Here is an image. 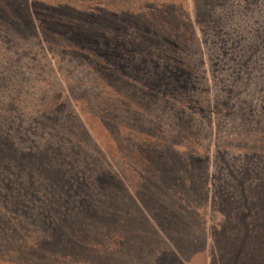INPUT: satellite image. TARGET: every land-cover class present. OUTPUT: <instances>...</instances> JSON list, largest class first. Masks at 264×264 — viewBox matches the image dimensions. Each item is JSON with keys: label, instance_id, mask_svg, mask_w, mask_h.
Instances as JSON below:
<instances>
[{"label": "rangeland", "instance_id": "374dc122", "mask_svg": "<svg viewBox=\"0 0 264 264\" xmlns=\"http://www.w3.org/2000/svg\"><path fill=\"white\" fill-rule=\"evenodd\" d=\"M167 1L0 0L6 19L35 23L0 20V135L38 132L60 145L71 177L90 179L97 215L54 234L62 215L46 209L39 176L36 199L22 198L28 216L0 197V264H264V0H216L215 34L201 0ZM164 5L189 19L204 62L184 96L153 83L169 59L154 47L123 53L127 37L102 15ZM77 26L101 48L79 45ZM250 51L244 66L232 58Z\"/></svg>", "mask_w": 264, "mask_h": 264}, {"label": "trees", "instance_id": "16d2710c", "mask_svg": "<svg viewBox=\"0 0 264 264\" xmlns=\"http://www.w3.org/2000/svg\"><path fill=\"white\" fill-rule=\"evenodd\" d=\"M134 1L140 3L139 1L141 0ZM201 1L200 19L206 23L208 30H212L215 34V31L219 30L222 25L221 19L210 12V7L216 0ZM170 2L181 1L168 0L166 4L169 5ZM170 7L173 8V3H170ZM170 7L165 5L158 6L157 11L151 12L152 16L151 14L136 15L137 8L133 6L111 14L103 12L102 15H104L103 18L107 20L108 27L110 26L111 30L127 37L126 40L121 37L123 47H120L123 53L131 54L134 49L135 51H143L154 47L158 53L161 52V56L169 59V62H166V66L163 67L164 71H161L156 75L157 78L151 81H153L155 86L158 83L165 84L174 96H180L181 93L184 96L193 89V83L196 81L195 67L202 65V63L204 64V62L202 58L195 60L193 56L197 46V38L189 19L186 17L182 21V17L179 18ZM26 14L21 12V15ZM97 18L101 17L98 16ZM93 19H96V17H92V23L95 22ZM0 20L8 23L13 29L17 27L19 30L23 28L32 30L35 26L29 15L24 20L17 21L6 19L3 13H0ZM20 23L22 26H20ZM46 26L51 28L53 23H46ZM131 31L135 32L134 37H131ZM32 32L34 33V31ZM72 38L81 46H85L87 42H90L95 48H101L99 46L101 42L97 34L93 31L82 29L80 26H77L72 32ZM225 43V41H222L223 45ZM233 44L234 46L240 45V40H233L230 46ZM252 52L250 51L248 54L242 52L234 53L232 58L238 65L244 66L249 62ZM110 53H107V55H110ZM131 62V58H124L122 61L124 66H130ZM142 84L146 85L147 80L143 79ZM220 105L224 107L229 105L226 98L220 101ZM41 124L44 125L42 122ZM15 131L17 132L14 136L9 133L0 135V183L3 185H0V197L4 200H7L6 198L13 200V207L20 209L26 215L31 213L28 203L24 202L22 198L27 195L36 199L35 190L37 191L39 189L38 185H41L40 176L41 181H45V186L42 187H46L45 192L51 197L48 199V207L46 209L51 207V210L57 211L62 215L59 216L55 225L51 227V231L54 234L60 231L62 224L71 223L68 220H72L76 216H85L89 212L96 215L93 208L96 204L91 191L92 187L89 186L90 179L87 181L83 179L75 180L71 177L74 174L72 171L73 164L68 160L61 146H54L46 139L43 140V135L38 134V132ZM19 143L26 145L27 149H22ZM24 176H26V181L23 179ZM101 176L102 174L98 177L100 180H102ZM73 179L75 183H73ZM75 198L78 199L77 202H75ZM60 205H63L67 211L61 212L59 210ZM70 209H72L71 213L74 212L73 215L71 213L68 214ZM66 214L69 216H64Z\"/></svg>", "mask_w": 264, "mask_h": 264}]
</instances>
